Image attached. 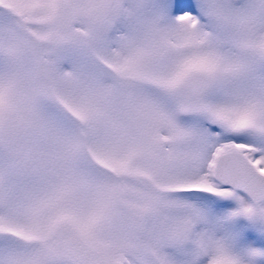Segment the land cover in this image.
Segmentation results:
<instances>
[{
  "label": "snow or ice",
  "instance_id": "snow-or-ice-1",
  "mask_svg": "<svg viewBox=\"0 0 264 264\" xmlns=\"http://www.w3.org/2000/svg\"><path fill=\"white\" fill-rule=\"evenodd\" d=\"M0 264H264V0H0Z\"/></svg>",
  "mask_w": 264,
  "mask_h": 264
}]
</instances>
